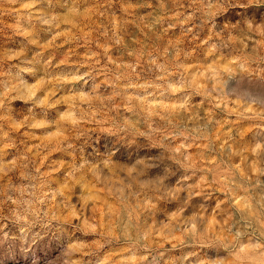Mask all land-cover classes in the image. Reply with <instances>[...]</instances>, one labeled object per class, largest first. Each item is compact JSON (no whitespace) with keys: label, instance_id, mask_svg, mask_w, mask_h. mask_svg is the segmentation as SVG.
Segmentation results:
<instances>
[{"label":"rangeland","instance_id":"374dc122","mask_svg":"<svg viewBox=\"0 0 264 264\" xmlns=\"http://www.w3.org/2000/svg\"><path fill=\"white\" fill-rule=\"evenodd\" d=\"M216 2L212 0V3ZM231 3L235 6H222L215 17L217 22L228 18L234 21L239 19L236 12L245 11L238 6L237 0H231ZM239 3L248 4V0H239ZM207 5L208 0H197L196 3L193 0H38L34 5L30 0H15L14 3L0 0V168H3L0 171V216L11 217L17 206L7 197L11 195L16 199L19 196L17 189L29 183L24 174L35 173L38 168L43 174L41 192L51 185L63 191L61 199L75 204L73 209H60L65 221L73 218V212L83 211L85 216L92 218L93 225L99 226L97 233H107L89 241L94 254L89 256L86 250L83 254L85 264L90 260L94 264L97 252L109 257L108 264H122V257L128 256L129 252L126 244L118 242L125 225L117 222L120 209L117 198L127 193L119 185L112 187L110 180L104 181L112 187L110 192L104 183H97L90 171L85 170L84 175L77 173L75 177L70 174L74 167L79 168L85 159H90L86 153L93 146L103 152L105 139L116 140L100 130V121L105 127L115 122L143 129L146 121L153 120L164 125L166 132L183 133L172 147L193 157L196 168L201 169L198 175L206 169L209 180L216 176L221 183L229 181L230 187L239 184L235 194L245 197L264 220V175L253 172V167L264 170V154L255 157L251 153L254 143L264 142V128L256 126H264V121L238 120L234 114L229 115V109L237 106L231 102L223 112L204 102L194 113L176 115L174 105L177 97L183 94L160 95L159 86L164 83L161 77L169 82L179 80L182 75L186 80L203 81L212 65L218 64L226 70L230 60L241 55L250 59L253 69L264 68V37L241 36L230 47H222L219 41L227 39L230 26L222 28V36H216V29L210 23H203V11L193 15L194 9H206ZM260 10L264 11V8ZM247 11L256 12V6L249 5ZM46 19L51 23H44ZM232 31L233 35H239L236 30ZM257 41L261 43L257 44ZM213 43L220 48L219 52L214 53L209 48ZM153 58L155 64L151 63ZM22 62L35 64L54 75L76 69L85 72L95 65L99 92L104 96L111 94L113 89L106 80L115 81L120 76L117 90L122 95L114 96L111 101L94 102L95 121L85 125L87 136H79L75 130L69 133L67 129L71 125L65 124L56 114L64 111L65 116H70L64 98L71 85H66L62 91H55L50 85L48 103L53 106H37L32 113L28 112L31 105H26L17 92H5L6 88L18 83L16 73ZM234 79L262 85L254 105L261 110L264 73L253 71ZM129 82L137 87L125 88ZM82 84L83 81L77 87ZM224 90L230 101L239 99L242 103L252 96L251 90L241 84L230 86L227 78ZM137 95L141 100L129 101L127 98ZM195 99L202 100L203 97ZM61 125L65 129L63 134L59 130ZM49 132L53 135L49 136ZM97 138L98 145L95 143ZM69 143L75 147L67 148ZM181 144H185L184 149L180 148ZM81 146L86 152L80 151ZM230 164H239L240 171L229 176ZM220 188L221 184H216L193 198L190 204L205 201L208 193H213L206 201L211 207L201 209L197 214L207 216L209 224L217 226L221 217L225 225L250 219L237 212L235 203L229 205ZM82 196L88 197L87 204ZM49 207L55 211V201ZM218 211L220 215L216 214ZM184 216L188 217L189 212ZM4 223L7 224L6 232L9 229L15 231L11 219ZM167 224V215L159 211L155 217L137 214L128 231L135 235L137 228L154 227L156 234L151 247L157 253H165L159 264L169 258L179 264L178 258L188 249L174 247L175 241L170 242L159 235V230ZM254 227L259 225L254 224ZM6 245V241H0V254ZM27 255L31 253L17 251L15 259L19 264H25ZM37 255L41 256V253L37 251Z\"/></svg>","mask_w":264,"mask_h":264},{"label":"clouds","instance_id":"9594fccd","mask_svg":"<svg viewBox=\"0 0 264 264\" xmlns=\"http://www.w3.org/2000/svg\"><path fill=\"white\" fill-rule=\"evenodd\" d=\"M9 2L14 3L15 0ZM30 2L34 5L38 0H30ZM196 2L197 0H193V3ZM237 4L245 11L236 12L235 15L239 19L234 21L231 18L220 22L215 20L223 5L235 6L231 0H217L216 3L208 0L206 9L193 11V15L196 11L205 13L203 23H210L212 28L216 29L214 33L216 36H222V28L230 26L227 39L219 41L224 48L230 47V44L235 43L241 36L264 37V11L260 10L264 8V0H248V4L239 3L237 0ZM252 4L256 6L257 11L249 13L247 8ZM43 22L51 23L47 19ZM232 30H236L239 35H233ZM209 48L214 53L220 51L216 43L210 44ZM151 63L155 64L156 60L153 58ZM253 71L264 73V68L257 66L253 69L250 59L241 55L231 59L226 70L218 64L212 65L204 75L203 81L186 80L182 75L179 80L169 82L161 77L164 83L159 86L160 95L183 94L177 97L174 105L176 115L181 112L194 113L204 102L211 104L213 109L219 108L223 112L231 102L237 106L235 109H229V115L234 114L238 120L264 121V104L261 105V110H257L254 106L255 96L259 95L262 85L253 81L234 79ZM94 72L95 65L92 66V70L85 72L76 69L54 75L35 64L22 62L16 73L18 83L6 88L5 92H17L18 97L26 105H31L28 112L32 113L37 106L40 108L53 106L48 103L51 95L50 85L55 91H62L66 85H71L67 88V95L64 98L70 116H65L64 111H58L56 115L63 118L65 124L71 125V128L67 129L69 133L75 130L79 136H87L88 130L85 125L95 121L92 114L94 102L103 103L111 101L114 96L122 95L121 91L117 90L120 76H117L115 81L106 80L113 91L104 96L99 92L100 85L96 83ZM226 78L230 86L241 84L251 90L252 96L242 103L239 99L230 101L224 90ZM81 81L83 84L77 87ZM124 87L130 89L137 86L129 82ZM195 97H203V99L196 100ZM127 98L129 101L141 100L138 95ZM100 124V130L116 137V140L105 139L103 152L99 147L93 146L92 150L86 153L90 159H85L79 168L74 167L70 175L73 177L77 173L84 175L87 170L91 172L97 183L110 180L112 187L119 185L120 189L127 193L117 198L120 204L117 222L125 225L121 228L118 242L122 241L126 244L129 252L128 256L122 257V264H159L163 259L165 253H157L151 247V241L156 234L154 227L137 228L135 235H131L128 231V227L137 219V214L147 213L155 217L157 211L166 214L168 218V224L159 230V235L170 242L175 241L174 247L178 245L188 249L178 258L179 264H246V262L264 264V220L260 219L259 212L245 197L235 194L239 184L230 187L229 181L221 183V179L216 176L209 180L206 169L198 175L201 169L196 168L193 157L183 150L177 152L172 147V143L183 136L182 132L175 130L166 132L164 125L153 120L146 121L143 129L115 122L107 127L103 126V121H100ZM256 126L264 128L262 125ZM59 130L63 134L64 126L61 125ZM48 135L52 136L53 133L49 132ZM184 139L187 140V137ZM95 143L97 145L100 143L99 138ZM74 147L71 143L67 145V148ZM180 148L184 149L185 144H181ZM80 151L86 152L83 146ZM251 153L255 157L264 154V142L254 143ZM229 168V176L240 171L239 164H230ZM2 170L3 168H0V171ZM253 172L264 175V170L256 167H253ZM42 176L38 168L35 173L24 174V179L29 182L28 185L17 189L19 196L16 199L11 195L7 197L17 207L11 217L0 216V241L7 242L3 253L0 254V264H19L15 259L17 251L31 253L24 257L25 264H85L83 254L86 250L89 256L94 254L89 241L96 235L105 236L107 233H97L96 229L99 226L93 225L92 218L85 216L83 211L73 212V218L65 221L60 209L65 207L73 209L75 204H69L65 199H61L64 196L63 191L51 185L46 191L41 192ZM216 184H221L220 190L229 205L235 203L237 212L247 215L250 219L233 221L225 225L221 217L217 226L209 224L207 216L197 214L199 210L211 207L206 201L211 199L213 193H208L205 201L191 204L190 202ZM104 186L112 191L109 184L104 183ZM82 198L87 204L88 197L82 196ZM52 201H55V211L49 207ZM185 212H189L188 217L184 216ZM216 214L220 215V212ZM8 219H11L15 231L4 230L7 228L4 221ZM254 224H258L259 227H254ZM106 243L111 241L106 240ZM37 251L41 256L37 255ZM108 260L107 255L101 256L98 252L95 253L94 264H108ZM87 264L93 262L90 260ZM164 264H176V261L169 258L164 260Z\"/></svg>","mask_w":264,"mask_h":264}]
</instances>
